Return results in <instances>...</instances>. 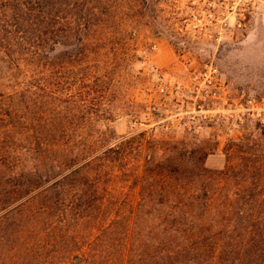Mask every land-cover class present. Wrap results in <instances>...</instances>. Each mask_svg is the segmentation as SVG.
I'll list each match as a JSON object with an SVG mask.
<instances>
[{
  "label": "rangeland",
  "instance_id": "374dc122",
  "mask_svg": "<svg viewBox=\"0 0 264 264\" xmlns=\"http://www.w3.org/2000/svg\"><path fill=\"white\" fill-rule=\"evenodd\" d=\"M36 1L0 0V40L12 9ZM211 1L87 0L83 18L62 8L58 48L50 39L43 67L33 60V80L47 86L37 119L54 142L95 153L82 172L65 173L52 206L48 185L18 200L7 181L0 264H152L161 244L191 243L193 257V243L250 235L229 213L246 202L243 182L264 189V0H216L210 18ZM75 28L88 41L68 38ZM158 84L172 94L156 93ZM98 103L109 108L103 133ZM135 120L143 126L133 129ZM165 219L177 232L159 227Z\"/></svg>",
  "mask_w": 264,
  "mask_h": 264
},
{
  "label": "trees",
  "instance_id": "16d2710c",
  "mask_svg": "<svg viewBox=\"0 0 264 264\" xmlns=\"http://www.w3.org/2000/svg\"><path fill=\"white\" fill-rule=\"evenodd\" d=\"M64 6L73 9L74 17L83 18L90 14L88 10V13L85 12L87 0H37L32 8L26 2L12 9L9 20L13 23V29H4L2 32L0 126L5 127L2 128L5 132L0 136V211L10 206L6 190L9 179L16 185L12 195L18 200L32 193V188L48 185L49 196L46 198L51 201V206L54 205L55 201L62 197L65 173L71 170V174H79L88 167H84L86 164L82 162L95 153L90 152L94 147L92 145L85 147L87 150H80L78 144H74L69 150L70 146L64 142H54L53 128L37 119L40 115L42 117L43 109L47 105L44 101L47 98V86L44 79L41 84L33 80V60L38 59L43 67L50 39L54 43L50 50L58 48L60 30L55 33L52 27L59 24L60 11ZM87 36L88 33L84 34L76 28L68 32V38L77 39L82 43L88 41ZM93 105L97 109V124L101 133L111 130L108 126V106L103 103ZM57 131L60 132V129ZM118 147L115 145L109 150H117ZM243 183L245 185L242 197L246 202L237 211L231 209L229 214L237 215L236 228L249 232V236L225 239L219 246L217 243L208 244V240H203L199 245L193 243L192 247H196L193 257L191 243H165L160 245L163 250L161 249L158 259L153 255L148 257V261L152 264H264V205L258 210L253 205L257 199H264V189L258 192V184L254 185L253 180ZM159 227L172 234L176 231L174 222L168 219L161 220ZM63 242L55 240L53 243L55 247H59ZM69 243L66 239L65 244ZM166 244L168 248L164 249ZM200 248L203 249L202 252ZM219 248L221 252L216 254ZM84 262L81 257L76 256L73 260L67 259L64 264H90L89 260Z\"/></svg>",
  "mask_w": 264,
  "mask_h": 264
},
{
  "label": "built area",
  "instance_id": "2783aa9c",
  "mask_svg": "<svg viewBox=\"0 0 264 264\" xmlns=\"http://www.w3.org/2000/svg\"><path fill=\"white\" fill-rule=\"evenodd\" d=\"M206 9V10H205ZM203 11H206V13L210 16V18H212L214 15H216L218 12V6L216 4V0H212L211 3H210V6L206 7ZM202 11V10H201ZM154 50H156V46L153 47ZM143 54H147V51L144 50L143 51ZM214 73L217 72V70L214 69ZM205 78H206V81L209 82V84H212V78L208 75L207 72H205L204 74ZM147 91L150 93V89H147ZM156 93L162 95V96H165V97H168L169 95L172 94V90L170 88H168V86H165L163 84H158L156 87H155V90H154ZM150 109V107L148 108ZM173 117V116H172ZM177 124V121L176 119H171L170 121H168L165 125V129L168 131V130H171L173 127H175ZM141 126H143V124H140L138 121H133L131 123V127L133 129H139Z\"/></svg>",
  "mask_w": 264,
  "mask_h": 264
}]
</instances>
